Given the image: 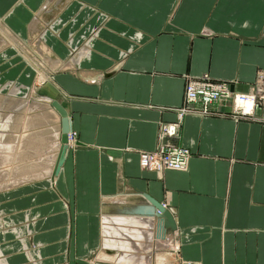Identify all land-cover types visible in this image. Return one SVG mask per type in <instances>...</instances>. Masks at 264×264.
Wrapping results in <instances>:
<instances>
[{
	"label": "crops",
	"instance_id": "0c3cea01",
	"mask_svg": "<svg viewBox=\"0 0 264 264\" xmlns=\"http://www.w3.org/2000/svg\"><path fill=\"white\" fill-rule=\"evenodd\" d=\"M0 26V86L38 82L77 134L56 176L0 191V264H264V105L185 116L170 141L190 150L187 171L140 166L188 79L250 92L264 0H0Z\"/></svg>",
	"mask_w": 264,
	"mask_h": 264
},
{
	"label": "rangeland",
	"instance_id": "374dc122",
	"mask_svg": "<svg viewBox=\"0 0 264 264\" xmlns=\"http://www.w3.org/2000/svg\"><path fill=\"white\" fill-rule=\"evenodd\" d=\"M94 36L93 34L90 38L81 40L80 48L74 44L71 50V58L75 57L80 50L89 47ZM1 39L5 40L0 26ZM72 42L73 39L70 38L68 43L71 47ZM33 57L40 60L43 64H45L44 60L49 59L45 54H38ZM47 57L48 59H46ZM20 76L21 72L16 71L13 79H19ZM13 87H7L6 83L0 86V128H2V133H0V156L4 154L7 145L9 146L10 143L15 145L11 163L4 167V170L9 173L6 176L7 180L1 181V179L0 185L11 184L10 179L13 177L20 179L25 176L35 179L37 176L42 178L53 175L60 153L61 121L59 113L53 106V102L44 98L40 93L38 82L30 89L24 90L19 87L17 96H10ZM2 88L6 90L3 91ZM18 168L22 173L14 175ZM26 169L32 172H29V174ZM33 175L35 176L33 177ZM168 241L170 242V240ZM173 242L174 238L171 234V243H167L164 246L159 245L161 246L160 250L166 249L170 245L172 247Z\"/></svg>",
	"mask_w": 264,
	"mask_h": 264
},
{
	"label": "built area",
	"instance_id": "2783aa9c",
	"mask_svg": "<svg viewBox=\"0 0 264 264\" xmlns=\"http://www.w3.org/2000/svg\"><path fill=\"white\" fill-rule=\"evenodd\" d=\"M220 102L233 104V115L237 120L253 118L256 110L264 105V71L258 73L252 89L247 94L234 93L228 83L213 81L208 75L188 79L185 87V105L178 112V120L161 126L157 149L140 154L141 168L158 173L187 171L192 157L190 150L178 147L170 140L178 136L185 116L215 114L217 111L213 106ZM76 139L77 134L70 132L69 147L74 145Z\"/></svg>",
	"mask_w": 264,
	"mask_h": 264
},
{
	"label": "water",
	"instance_id": "95a60500",
	"mask_svg": "<svg viewBox=\"0 0 264 264\" xmlns=\"http://www.w3.org/2000/svg\"><path fill=\"white\" fill-rule=\"evenodd\" d=\"M53 106L61 116V150L53 172V176H56L59 173L69 150L68 135L71 132V124L66 110L58 102H53ZM157 209L160 215H163L168 220L169 226L172 229H175L176 226L172 215L161 205H157Z\"/></svg>",
	"mask_w": 264,
	"mask_h": 264
},
{
	"label": "bare ground",
	"instance_id": "6f19581e",
	"mask_svg": "<svg viewBox=\"0 0 264 264\" xmlns=\"http://www.w3.org/2000/svg\"><path fill=\"white\" fill-rule=\"evenodd\" d=\"M43 36V35H42ZM5 37V36H4ZM6 40H0V46H2V44H4V43H7L8 41H10V40H7L8 38H5ZM18 41V40H17ZM42 43V42H41ZM83 56V55H82ZM45 66V65H44ZM35 107V106H34ZM1 127V126H0ZM61 136V135H60ZM17 143V142H16ZM27 143V142H26ZM25 143V144H26ZM17 145V144H16ZM61 145V144H60ZM59 145V149L61 150V146ZM26 146V145H25ZM60 150H59V152H60ZM14 152H15V145L14 144H9V146L7 145L6 146V148H5V151H4V154H2L1 156H0V171H1V169H3L1 172H0V180L1 181H4V180H7L6 179V176L9 174L8 172H6L5 170H4V167H7L8 166V164H10L11 163V159H12V156H13V154H14ZM17 164H19V163H17ZM24 164V163H23ZM20 165V164H19ZM22 165V164H21ZM17 166V165H16ZM12 168V167H11ZM36 169V168H35ZM11 171H12V169H11ZM28 170L26 169V172H27ZM24 172V171H23ZM31 173L32 171H28V173ZM36 172V171H35ZM20 173H22V171L18 168V169H16V171L14 172V175H18V174H20ZM29 173V174H30ZM33 174V173H32ZM25 175V174H24ZM27 175V174H26ZM35 175H33V177H34ZM12 177V176H11ZM30 177V176H29ZM9 178V177H8ZM40 177L39 176H37L35 179H39ZM44 178V177H43ZM10 179V178H9ZM27 180H33V179H31V178H28V177H23V178H20V179H18V178H16V177H13V178H11L10 179V183L11 184H2V185H0V191L1 190H5V189H8V188H10V187H13V186H16V185H19V184H21V183H23L24 184V182L25 181H27ZM2 183V182H1ZM3 183H5V182H3ZM7 183V182H6ZM9 183V182H8ZM26 183V182H25ZM1 253V252H0Z\"/></svg>",
	"mask_w": 264,
	"mask_h": 264
}]
</instances>
